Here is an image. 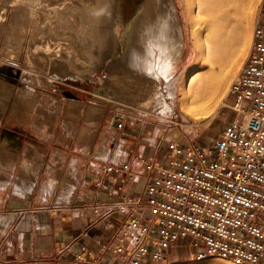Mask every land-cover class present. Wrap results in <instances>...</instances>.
<instances>
[{"label": "built area", "instance_id": "built-area-1", "mask_svg": "<svg viewBox=\"0 0 264 264\" xmlns=\"http://www.w3.org/2000/svg\"><path fill=\"white\" fill-rule=\"evenodd\" d=\"M228 96L235 116L209 144L188 137L182 146L180 135L166 139L164 156L131 154L115 162V155L130 156L119 146L117 154L110 147L98 156L107 173L126 172L142 188L91 203L98 216L120 221L113 239L98 240L97 252L81 245L74 264H166L176 248H186L190 259L264 264V12ZM126 123L119 118L116 129ZM192 131L199 133L196 124Z\"/></svg>", "mask_w": 264, "mask_h": 264}, {"label": "rangeland", "instance_id": "rangeland-1", "mask_svg": "<svg viewBox=\"0 0 264 264\" xmlns=\"http://www.w3.org/2000/svg\"><path fill=\"white\" fill-rule=\"evenodd\" d=\"M0 1H1L0 15H2L0 16V19L3 20L2 21L3 25L2 27H0L1 28L0 29V80H3L13 86L16 85L19 86L21 84L28 86L30 89L29 92H31L30 94L34 97L35 96L37 97L36 105L31 111H29V116H27L28 111L23 109L22 104H18V102L15 103V101L17 100L8 101L6 103V106L4 107L3 117L0 120V141L3 142L5 141V138H9V142H12L9 144V147L11 148L12 151L17 152L18 154H21V150L18 151L17 142H20L21 140H27L30 143L34 144L40 141L41 138L42 139L44 138L45 140L54 139V141H56L58 144L56 146L60 149L64 147H61L62 145L59 142H62L61 140L68 139L69 136L72 141L75 140L76 142H79L82 145L86 143L94 144L96 141L100 140V138L101 139L110 138V136L112 135L111 134L112 131H115L114 127H116V124L118 123V119L121 117H125L127 119V123L123 131L126 132V136L128 135V138L130 135H137L140 137L151 136L156 141L157 147H159V149L162 151L164 150L166 139L174 138L180 135H184L181 137L182 146L186 145V139H188V137L189 140L206 145L209 144L210 141H212L214 138H216L219 134V131H221L222 127L227 122L232 120L235 116L234 110L229 106L231 101H233V98L228 96L227 91L224 96L225 97L224 102L220 104L217 112L213 115V117H211L208 120H201V119L195 120L191 115L184 113L183 110L180 108L181 106V102H180L181 96L179 94L180 87L184 83H186L188 77L194 71L196 70L205 71L207 68L206 64H201V61H203V59L199 51L200 47H199L198 38H195L197 37V34L196 32L195 33L193 32L194 29L193 21H192L193 18L191 16V10L187 4V0H175L178 18L183 28L186 47L184 48L185 50H183L184 52L181 55L180 61L178 62L176 67H174L171 70L169 78L160 79L159 84L161 90L166 100L171 104L174 110L172 114H167L164 116L158 113L160 111L155 107L152 108V106L151 107L144 106L142 103H141L142 105H139L140 104L139 101H138L139 104H137L135 101L133 102V100L130 99L129 97L125 98V96L128 95L135 96L134 93L137 94V92L139 91L138 89L140 88L141 85L140 83L142 84L145 83L144 85L148 86V83L150 81L145 82L143 78H141L143 79L141 80L139 77L141 74L138 75L132 74V77L138 76V78H132L126 85L125 84L122 85V83H125L122 80L123 78L119 77V79H117L118 77L110 76L106 65L102 66L103 67L102 68L101 66L100 67L96 66L98 63L94 65L91 62H90L91 64H85L84 60L82 59L83 57L81 56L79 57L80 61L77 60L78 61L77 64L79 66L75 64L74 61L71 62L69 60L71 59V57H74L76 55V52L75 53L73 52L75 50H79V48L70 46L72 45L70 41L71 39L69 40L71 34L66 31L67 29L66 30L64 29V27L68 28L69 26L67 27V24H65L64 21H62V19H60L58 15H57L58 17L54 15L55 13L53 11L56 9L55 7L57 6L56 0L53 1L51 0V2L50 0H30V1L17 0V2L15 3L16 6H14V8L11 7L10 10L8 8L9 0L8 1L0 0ZM145 1L146 0L120 1L119 8L121 11V24L118 23L116 26V30L118 31V37H119L118 40L119 42L117 47L119 54L121 53L125 54L124 52L126 51L130 42L131 23L135 18V16L137 15V13L141 9L143 10V5ZM65 2L71 4L69 6V8L71 9L76 5L74 0H66ZM17 5H20L22 8H24L26 12L23 10L20 12V10H18L20 6ZM12 10L15 13H13ZM261 12H264V0H261L259 2L256 8L252 10L251 13L249 14L248 19L244 22V24L248 27V31H247L248 36L246 42L239 45V48L241 50L242 63L243 61H245L246 56L248 54L252 42L253 30L257 18ZM62 15L66 16L67 14L62 13ZM24 21H32V23H34L35 26L37 25L36 28L38 27L40 28H38L36 32L34 31L32 33L31 32L32 30L30 31L28 29H25L24 25L22 26V24H24L22 22ZM62 22L64 23V25L62 24ZM61 25L63 26V28ZM50 27L51 28L54 27V28L51 30ZM41 28L42 29L46 28L45 31L47 33H44L45 31L42 30ZM47 29L50 31V33L49 31H47ZM56 31L57 32L64 31L65 34L63 32H62L63 34L61 32L58 34ZM53 33H55V35ZM67 34L70 37H67L68 36ZM62 35L67 39L66 38L64 39ZM20 36L21 38H19ZM44 39L45 42H47V45L50 46L51 50L55 48L53 49L54 51L56 49L63 51L62 49L65 48L64 50L69 51V53L68 51H64L60 53L61 54L59 55L60 57L56 58V62L58 63L55 64L56 71L55 70L53 71L51 69L52 66L51 62H53V60L48 61L46 58L48 56L42 54L46 47L45 45L46 43H44ZM46 39L48 41H46ZM18 40H22L21 41L22 44L19 43L20 41ZM65 45L67 47H65ZM68 45L70 49H68ZM72 48H76V49H72ZM82 48L85 49L84 45L82 46ZM39 54L44 57H41ZM116 56L117 55H115L114 58H116ZM112 58L113 57H110V59ZM61 59L63 60V63H61L62 61H59ZM67 60H69L70 62H68ZM79 62L82 64L84 62V65L82 66L87 65V67H81L80 66L81 64H79ZM69 63L72 65H70ZM66 64H68L69 66L68 65L65 66ZM91 65H93L95 70L92 68ZM76 66L80 67L78 68L79 71L77 70V68H75ZM241 66L242 64L240 66L238 64L237 66L238 69L236 68V70L232 74V76L233 75L234 76L231 78V82L236 77ZM89 67H91L92 68L91 70L94 71L93 74L91 73L89 75H86L85 77L82 76L84 71L85 72L91 71ZM95 67H97V69ZM68 69H70V71H67ZM71 69H73L74 72L78 73L77 76L71 75V73L73 72V70L71 71ZM80 69L81 71L84 70L83 73L80 72ZM134 71L135 72L139 71L138 73H142V72L145 73L146 70H144L142 65H139L138 69ZM59 72L60 75H58ZM65 73H67V76L65 75ZM101 77H106V78L108 77L107 79L109 80L106 79V82L112 84H114L116 80L114 86H112V84H109L108 86L111 85L113 88L115 87L116 89H118V93L116 91L117 95L116 94L112 95L114 93L110 94L113 98L110 99L108 98L109 101H107L106 103L100 101L99 99H95L96 90L101 88L102 86ZM117 81L120 82L121 84L120 83L117 84L118 83ZM131 81L133 83L135 82L136 84L131 83ZM137 82L139 84H137ZM130 84L131 87L133 86L134 87L130 88ZM116 85H119V87L121 86L122 88L119 89V87ZM136 86L139 87L136 88ZM126 88L128 89L126 90ZM121 89L126 91L123 92L121 91ZM119 91L121 92V94ZM124 93L125 94L129 93V94L124 96ZM30 94H28L27 96H30ZM121 95L123 98L121 97ZM72 99L83 103L82 111L80 112L79 115H75V114L72 116L70 114L66 115V112L69 113L68 104ZM39 105L44 109H46L48 113H45L44 115V113L38 111ZM13 106L14 107L17 106L16 108V112L18 113L17 115L16 114L12 115ZM93 108L96 109V112L98 114L97 113L92 114L94 113ZM90 109H92V111ZM20 110L22 111L19 112ZM170 116L172 120L175 121L176 123L168 122V118H170ZM38 122L40 123L39 124L40 127L35 126V124H37ZM191 124L197 125V129L199 130L198 134L195 135L193 131L189 132V125ZM80 138L84 141H82ZM46 149H48V147ZM169 253H170V259L166 264H173L176 262H185L190 260L188 256L189 252L186 248L171 249ZM208 260L211 261L222 260L221 262L223 264H229L228 261H226L225 259H221L219 257H209L207 259H203L198 262H205ZM232 262L234 264H238L233 260ZM180 264H184V263H180Z\"/></svg>", "mask_w": 264, "mask_h": 264}, {"label": "bare ground", "instance_id": "bare-ground-1", "mask_svg": "<svg viewBox=\"0 0 264 264\" xmlns=\"http://www.w3.org/2000/svg\"><path fill=\"white\" fill-rule=\"evenodd\" d=\"M56 1H57L56 3L57 6L55 7L56 9L53 11L55 13L54 15L56 17L59 16V18L62 19V21H64L65 24H67V27L69 26L68 28L64 27V29L65 30L67 29L66 31L71 34V37L68 34H67L68 36L65 35L67 37H70L69 40L71 39L70 41L72 45L70 44L69 45L71 47L79 48V50H75V51L73 50L74 51L73 53L76 52V55L74 57H71V59L69 58L66 59H69L71 62L74 61V63L77 64L78 63L77 60H79V57L81 56L83 57L82 59L84 60L85 64L92 63L94 65L98 63L96 66L99 67L106 65L110 76L118 77L117 79H119V77L123 78L122 80L125 83H122V85L123 84L126 85L132 78H138V76L132 77V74L134 75L141 74L139 76L140 79L143 78L145 82L150 81L148 83V86L144 85L145 84L144 82H143L144 84L140 83L141 85L140 88L138 89L139 91L137 92V94L134 93L135 96H129L128 94L131 92H129L128 94L124 93V96L128 95L125 96V98L129 97L130 99L133 100V102L135 101L137 104H139L140 102L139 105L143 104L144 106H149V107L152 106V108L155 107L159 109L160 112L158 113L162 114L163 116L173 113L174 110L171 104L166 100L159 83H160V79L169 78L171 70L174 67H176V65L180 61L181 55L184 52L183 50H185L184 48L186 47L183 28L178 18L175 0L145 1L143 5V10L141 9L137 13V15L135 16V18L131 23L130 42L126 51L124 52L125 54L123 53L119 54L117 49L119 37H118V31L116 30V26L118 23L121 24V11L119 8L121 0H74L76 5L72 9L69 8L71 4L66 3L65 2L66 0H56ZM260 1L261 0H187V4L190 7L191 16L193 18L192 20L194 27L193 32L194 33L196 32L197 34V37L195 38H198L199 47H200L199 51L203 59V61H201V64L207 65L205 71H200V70L194 71L188 77L186 83H184L181 87L179 86L180 87L179 94L181 96L180 108L183 110L184 113L191 115L195 120L210 119L217 112L220 104L224 102L225 93L226 91L227 92L229 91L231 78L234 76V75L232 76L233 72L236 70L238 64L240 66L241 64L244 63V61L242 63L241 50L239 48L240 44L246 42L248 36L247 35L248 27L244 24V22L248 19L249 14L251 13L252 10L256 8V6L259 4ZM16 2L17 0H9L10 3V5L8 3L9 10L11 7L14 8V6H16L15 5ZM18 10H20V12L22 10L26 12V10L21 6L18 8ZM62 13H66L67 15L63 16ZM2 21L3 20L0 21V27H2L3 25ZM22 23H24L22 24V26L24 25L25 29H28L30 31L32 30L31 31L32 33L34 31L36 32V30L40 28V27L36 28L37 25L35 26L34 23H32V21H24ZM64 23L62 22L63 25ZM51 27L50 29L52 30L54 27L53 28ZM42 30L45 31L46 28ZM47 31L49 30L47 29ZM64 31H59V32L56 31V32L59 34L60 32L64 33ZM44 33L47 32L45 31ZM53 34L55 35V33ZM19 38H21V36ZM65 38L66 37H64V39ZM18 41H20L19 43L22 44L21 42L22 40H18ZM46 41L48 40L46 39ZM44 43H46L45 44L46 47L42 54L48 56L46 57L48 61L53 60V62H51L52 63L51 69L53 71L54 70L56 71V65H55L57 63L56 58L60 57L59 56L61 55L60 53L68 50H64L65 48L63 47L64 48L62 49L63 51L59 49H56L54 51L53 49L55 48L52 47L53 49L51 50L50 46H48L47 42H45V39H44ZM66 45L65 47H67ZM69 45H68V49H70ZM83 45L85 49L82 48ZM76 48H72V49H76ZM115 55H117L116 58H114ZM110 57L113 58L110 59ZM62 59L59 60L62 61L61 63H63ZM69 60L67 61L70 62ZM84 62L83 64L79 62V64H81L80 65L81 67H87V65L82 66L84 65ZM67 65L68 64H66L65 66ZM93 65L91 66L94 69ZM139 65L143 66L144 70H146L145 73L143 72L138 73L139 71L138 72L134 71L138 69ZM78 66H76L75 68H77V70L79 71L78 68L80 67ZM92 68L89 67L90 70ZM95 68L97 69V67ZM72 70L73 69H71V71ZM84 70L81 71L80 69V72L83 73ZM67 71H70V69H68ZM93 72H94L93 70L89 72L84 71L82 76L85 77L86 75H89L91 73L93 74ZM77 74L78 73L74 72V70L71 73V75L73 76H77ZM58 75H60V72ZM65 75L67 76V73H65ZM107 78L101 77L102 86L101 88L96 90V95H95V99H99L100 101H103L105 103L109 101L108 98L109 99L113 98L110 94L114 93L112 95L115 94L117 95L118 93V89H116L115 87L114 89L112 87L116 83V80L115 83L113 82L114 84H112L106 82ZM119 83L120 82H118L117 84ZM131 83L133 82L131 81ZM109 84H112V86L111 85L108 86ZM133 84L136 83L134 82ZM137 84L139 83L137 82ZM116 86L119 87V85ZM133 87H131L130 84V88ZM137 87L139 86H136V88ZM120 88L122 87L120 86L119 89ZM127 89L128 88H126V90ZM126 90L121 89V91L123 92ZM29 91L30 89L28 86L22 84L19 86L18 85L13 86L3 80H0V120L3 117V111H4V107L6 106V103L11 100L14 101L17 100L15 101V103L18 102V104H22L23 109L28 111L27 116H29V111H31L34 108L37 101V97L32 96L30 94L31 92ZM28 94H30V96H27ZM68 105H69V109H68L69 113L66 112V115L67 114H70L71 116L74 114L79 115L80 112L82 111L83 103L80 101L72 99L70 100V103ZM16 108L17 106L16 107L13 106L12 115L18 114L16 112ZM90 110L92 111V109ZM93 110L94 113L92 114L97 113L95 108H93ZM21 111L22 110H20L19 112ZM38 111L44 113V115L45 113H48V111L43 107H41L40 105L38 106ZM168 122H173L171 116L170 118H168ZM39 124L40 123L38 122L37 124H35V126L40 127ZM11 158L12 156L10 154V150L5 146V141L3 142L0 141V160L3 161L4 163H7ZM8 179H9V174L6 171H4V169L3 170L0 169V184H2L3 180L7 181ZM221 259H225L226 261L229 262V264H234L232 262L233 260L232 258H221ZM198 261L200 260L194 258V259H190L189 261L176 262L173 264H180V263L223 264L221 262L222 260H213V261L208 260L205 262H198ZM241 264H247V263H241Z\"/></svg>", "mask_w": 264, "mask_h": 264}, {"label": "crops", "instance_id": "crops-1", "mask_svg": "<svg viewBox=\"0 0 264 264\" xmlns=\"http://www.w3.org/2000/svg\"><path fill=\"white\" fill-rule=\"evenodd\" d=\"M114 128L110 138L94 144L82 145L69 136L59 142L62 149L54 139L41 138L34 144L19 140L21 154L12 151V142L5 138L12 160H0V169L9 174L0 184V264H74V252L81 245L97 252L98 240L114 238L119 217L102 218L91 203L117 200L122 192L133 194L141 190L142 183L129 181L126 172L107 173L106 163L98 156L106 157L110 147L117 154L118 146L130 156L115 155V162L131 154L165 153V147L160 150L151 136L128 138L124 129ZM66 246L70 250L60 252Z\"/></svg>", "mask_w": 264, "mask_h": 264}]
</instances>
